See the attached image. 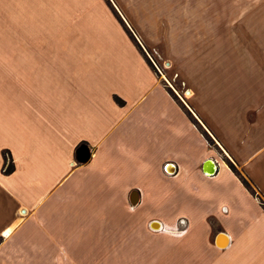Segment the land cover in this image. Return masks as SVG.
Wrapping results in <instances>:
<instances>
[{"label":"crops","instance_id":"crops-1","mask_svg":"<svg viewBox=\"0 0 264 264\" xmlns=\"http://www.w3.org/2000/svg\"><path fill=\"white\" fill-rule=\"evenodd\" d=\"M230 164L264 201V0H0V264H264Z\"/></svg>","mask_w":264,"mask_h":264},{"label":"rangeland","instance_id":"rangeland-1","mask_svg":"<svg viewBox=\"0 0 264 264\" xmlns=\"http://www.w3.org/2000/svg\"><path fill=\"white\" fill-rule=\"evenodd\" d=\"M123 20V19H122ZM124 23V24H123ZM123 25L125 26V28L127 29L128 32H131L129 26L126 24L125 21H123ZM133 32L130 33V35L133 36L132 34ZM139 45V44H138ZM139 47L141 48V50L145 53V55L147 56V58L149 59V61L151 62V64L153 65V67L157 70V72L159 73V75L161 76L162 79H164L168 85L170 84L169 83V80H175V77H173V72L172 71H168L167 69H169V64L167 63L166 60H164V58L161 56V50L159 49V51H155L151 48H148L144 45L141 46L139 45ZM172 86L176 89H178L180 91V88H181V81L179 79H177L176 81L172 82L171 83ZM171 86V88L173 89V87ZM181 92V91H180ZM186 92L187 90H185V92H183V95L187 98L188 96L186 95ZM176 93V92H175ZM182 93V92H181ZM177 94V93H176ZM177 97L178 94H177ZM181 99V98H180ZM209 138L211 139L212 141V138L211 136H209ZM179 224L184 227L186 224H187V221L182 219L179 221ZM152 229L154 230H158L157 226H154L152 225Z\"/></svg>","mask_w":264,"mask_h":264},{"label":"trees","instance_id":"trees-1","mask_svg":"<svg viewBox=\"0 0 264 264\" xmlns=\"http://www.w3.org/2000/svg\"><path fill=\"white\" fill-rule=\"evenodd\" d=\"M116 14H117V16H118V18H119V20L121 21V23H123V20L121 19V17L118 15V13L116 12ZM124 24V23H123ZM131 32H129V34H130ZM151 63V62H150ZM118 101V103L119 104H124V102L123 101H121V100H117ZM208 135V134H207ZM4 173L5 174H11V173H13L14 172V170H15V166H14V163H13V158H12V156H11V154L9 153V152H7V151H5L4 152ZM230 167L233 169V171L234 172H236L239 176H240V178H241V180L243 181V183L245 184V186L254 194V195H257V197H259L260 198V201H261V203L263 204V206H264V201L262 200V198H261V196H259L258 194H257V192H256V190L251 186V184L249 183V181L245 178V177H243L238 171H237V169L235 168V166L233 165V164H230Z\"/></svg>","mask_w":264,"mask_h":264},{"label":"water","instance_id":"water-1","mask_svg":"<svg viewBox=\"0 0 264 264\" xmlns=\"http://www.w3.org/2000/svg\"><path fill=\"white\" fill-rule=\"evenodd\" d=\"M90 156H91V154H90V150H89V148L86 146V145H84V146H81L80 148H79V150H78V157H77V160H78V162H80V163H86L89 159H90ZM211 163H213L212 161H210L209 163H208V165H210ZM208 174H213L215 171H213V172H208V171H206ZM131 203H132V205H136L137 203H138V200H137V198L135 197V194L132 196V198H131ZM155 224V223H154ZM157 224V223H156ZM218 237H221V238H224L226 241H225V243H222L221 245H220V247H225V246H227V244H228V237H227V235H225L224 233H220L219 235H218Z\"/></svg>","mask_w":264,"mask_h":264},{"label":"bare ground","instance_id":"bare-ground-1","mask_svg":"<svg viewBox=\"0 0 264 264\" xmlns=\"http://www.w3.org/2000/svg\"><path fill=\"white\" fill-rule=\"evenodd\" d=\"M214 171V169H211V170H209L208 172H213ZM158 227H159V225H158Z\"/></svg>","mask_w":264,"mask_h":264}]
</instances>
